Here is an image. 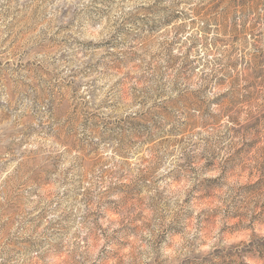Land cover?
Returning a JSON list of instances; mask_svg holds the SVG:
<instances>
[{"label":"rangeland","instance_id":"rangeland-1","mask_svg":"<svg viewBox=\"0 0 264 264\" xmlns=\"http://www.w3.org/2000/svg\"><path fill=\"white\" fill-rule=\"evenodd\" d=\"M0 264H264V0H0Z\"/></svg>","mask_w":264,"mask_h":264}]
</instances>
